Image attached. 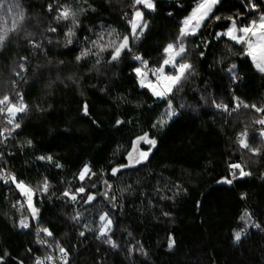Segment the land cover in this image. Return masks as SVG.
I'll return each instance as SVG.
<instances>
[{"label": "trees", "instance_id": "trees-1", "mask_svg": "<svg viewBox=\"0 0 264 264\" xmlns=\"http://www.w3.org/2000/svg\"><path fill=\"white\" fill-rule=\"evenodd\" d=\"M191 2L159 0L155 19L146 16L152 23L150 39L141 45L148 53L146 59L155 63V43L169 40V34L176 28L175 21L186 14L177 5ZM19 3L26 12L25 21L19 31L11 33L0 45V95L24 92L25 102L32 107L17 121L23 130L6 146V153L13 152L14 157L5 158L10 170L20 174L31 187L38 188L45 177L49 180L48 193L40 194V198L39 193L36 196L37 201L42 199V203H37L43 213L39 226L48 227L54 234V239L44 238L65 248L69 264H264V148L261 155L253 156L239 150L235 143L236 132L250 126L249 144L261 146L256 131L259 126L253 123L256 117L248 109L229 114L200 100L206 96L209 101L215 99L231 109L234 94L246 103L264 104V79L249 67L245 58L230 57L225 64L226 68L228 63H237L242 77L236 82L234 92H229L230 82L221 79L220 66L214 65L211 49L207 50V60L197 62L199 52L193 46L211 34L212 28L206 27L188 45L186 59L195 65V73L188 77L178 94L177 109L181 103L186 104L183 115L162 134L158 129L153 132L154 136L159 135V147L143 167L124 172L113 180L108 164L122 162L116 151L118 145L127 146L122 135L134 136L147 130L138 125L149 116L148 108L153 101L142 94L145 90L134 83L127 67L102 62L97 66L99 72L96 68L89 71L95 64L94 57L80 63L74 60L80 44L63 46L66 28L59 34L48 32L49 26L56 27L53 19L56 13L47 11L52 0H19ZM58 3H70L73 10L91 5L96 11H85L78 20L82 26L99 32L101 25L122 31L119 18L125 13L131 15L133 0H58ZM238 4L239 0H223L220 11L235 12ZM6 11L5 6L0 19L10 26L11 18L5 15ZM168 12L174 15L169 18ZM85 34L92 35L77 33L81 40ZM29 41L40 45L43 51L32 47ZM223 45L221 41L216 50L220 51ZM199 48L205 51L202 44ZM20 57H27L26 70L17 76ZM13 81L17 82L15 88ZM85 102L91 110L89 117L78 111ZM37 107L42 111H37ZM117 117L125 121L121 132L102 130L111 128ZM92 120L99 127L92 125ZM26 139L33 141L35 150L25 148L21 152L18 143L23 144ZM48 154L63 167L57 169L54 162L48 165L35 160L36 156ZM85 162L97 173L85 181V186L97 195L91 208L83 203L86 197L74 204L60 196L66 188L74 191L81 186L74 175ZM228 162L241 163L251 175L232 186L216 183L227 175ZM104 180L113 185L111 196L116 197L113 202L118 205L111 210L116 249L104 239L96 238L99 213L110 206L101 196ZM92 184H96L94 189ZM121 188L125 191L121 192ZM173 192L178 195L173 196ZM242 193L246 197L243 201ZM161 195L172 199L161 200ZM13 196V191L0 181V256L7 250L12 257L23 258V264H33L32 257L24 255L25 249L32 248L35 255L41 256L48 251L35 243L36 223H32L31 232L14 227L21 214L27 213L12 207ZM244 209L257 219L263 232L249 228L248 234L234 243L233 230L244 227L237 220ZM78 212L80 219L73 220ZM165 212L169 216H164ZM81 231L85 232L84 237L78 235ZM169 234L174 237L172 248L168 246ZM130 246L134 249L131 254ZM140 247L146 255L135 251ZM9 264L13 261L9 260Z\"/></svg>", "mask_w": 264, "mask_h": 264}, {"label": "snow or ice", "instance_id": "snow-or-ice-1", "mask_svg": "<svg viewBox=\"0 0 264 264\" xmlns=\"http://www.w3.org/2000/svg\"><path fill=\"white\" fill-rule=\"evenodd\" d=\"M222 3L223 0H192L190 4L177 5L186 14L175 21L176 28L174 32L169 34L171 37L169 40L163 43H155V63L151 59L145 58L148 53L141 49V45L150 39L152 23L149 19H146V16L151 15L155 19L159 11V0H133L131 15L129 16L128 13H125L124 16L119 18L122 31H118L111 26L105 29L101 25L99 32H93L87 25L82 26L78 20V16L85 11H96L91 5L87 9L81 7L73 10L70 3L59 4L58 0H52V3L48 4L47 11L56 13L53 17L56 27L49 26L48 32L59 34L61 30L66 28L63 31V46L67 48L69 45L80 44L79 51L74 56V60L77 63L94 57L95 64L91 66L89 71L92 68H96L99 72L97 66L101 65L102 62L107 65L115 64L118 67H127L134 83L140 89L145 90L142 94L153 101L148 108L149 116L142 125H138L139 128L147 130L140 131L139 134L134 136L122 135V139H124L127 146L118 145L116 149L122 162L115 165L112 163L108 164L113 180L118 179L124 172H134L138 167H143L159 147V135L154 136L153 132L158 129L159 133L162 134L183 115V109L186 104L181 103L179 109H177L176 101L185 81L190 75L195 73V65L189 59H186L189 54L188 45L196 37L201 36L206 27L212 28L211 34L193 46L194 51L199 52L197 62L207 60L209 55L207 50L211 49V54L214 56V65L220 66L221 79L230 82L229 92H234L236 82L242 79L240 67L237 63H228L225 68V64L230 57H236L237 55L244 57L249 67L260 74L261 79H264V0H260L259 3L256 0H239V4L235 5L238 10L227 13L220 11ZM5 6L7 9L5 15L11 18V25L7 26L6 21L0 19V45L4 44L11 33L19 31L26 18V12L19 0H0V11H3ZM166 15L171 18L174 13L170 12L166 13ZM68 21L70 23H61ZM78 31L92 33V35L85 34L81 40L77 35ZM92 36L95 38H92ZM221 41H224L223 48L217 51L216 45H219ZM49 43H51V40H49ZM29 44L43 51L40 45L34 44L32 41H29ZM199 44L204 46L205 51L200 50ZM237 47L240 49L238 52L234 51ZM20 61L22 62L18 65L17 76L20 75V72L26 70L27 57H20ZM69 79L72 78L69 77ZM205 83L207 84L208 82L206 81ZM15 87H17V82L13 81V88ZM100 91L103 92L104 89ZM200 100L204 103H210L211 107L229 114L240 109L251 110L256 117L253 123L259 126L256 131L260 137L261 146L252 147L249 144L250 126L240 132H236L235 143L242 152L251 153L253 156L262 154L261 149L264 148V104L258 105L255 102L249 104L234 94L231 96L230 102L233 105L231 109L224 103H217L215 99L209 101L206 96H202ZM160 105H163L162 109H160ZM135 106L139 107V105ZM31 107L25 102L24 92L15 91L12 95L6 92L0 95V122H2V126H0V145L7 146L11 140H14L19 135L23 128L22 124L17 121L21 115L27 114ZM37 111H42V109L37 107ZM78 111L82 112L83 116L89 117L91 110L87 102H85ZM91 124L99 127L96 120H92ZM131 124L132 121L129 120L128 125ZM124 128L125 121L117 117L111 128L102 130L117 133ZM18 146L21 152L25 148L35 150L31 139H26L23 144L18 143ZM14 155L15 153L13 152H0V181L13 191V207L16 211L19 212L24 209L27 213V215L21 214L20 219L14 223V227L28 229L31 232V225L35 222L38 225L35 230L37 236L35 243L42 246L47 244L54 251L58 250V255L46 253L40 256L35 255L32 248H27L24 255L32 257L33 264H57V259H59L61 264H69L68 253L64 247L60 246L58 242L52 245L48 239H40L41 234L46 238L54 239V234L48 227L39 226L43 222V213L37 203H42V199L40 201L36 200L38 193H48L50 189L48 178H43L38 188L31 187L21 178L20 174L8 171L3 166L7 164L5 157L7 156L11 159ZM35 160L45 162L48 165L54 162L57 169L63 167L59 161H54L51 154L36 156ZM226 172L227 175L221 177L216 183L232 186L234 182L243 180L251 175L239 162H228ZM100 174L103 175V171ZM96 175L97 173L92 170L90 163L85 162L78 170V174L74 175V180L79 181L81 186L76 187L74 191L66 188L60 196L66 202L74 204L86 197V199H83V203L91 208L97 199V195L85 186V181L91 180ZM103 184L106 186V190L102 195L110 206L99 213V227L96 238L104 239L106 244L116 249L118 245L112 239L115 219L111 210L117 208L118 205L113 202L116 197L110 196L107 191L113 185L109 184L108 180H104ZM91 187L94 189L96 184H92ZM120 191L123 192L125 189L121 188ZM176 195H178V192H173V196ZM245 198L242 193L240 196L241 201ZM160 199L171 200L172 197L161 195ZM119 207H123V205H119ZM164 216H169V213L165 212ZM80 217L81 214L78 212L72 219L79 220ZM237 220L243 223L244 227L239 230H233L234 243L240 241L249 228L260 229V224L252 220V213L247 209L241 211ZM78 235L84 237L85 232L81 231ZM128 235L131 236L132 233L129 232ZM173 245L174 237L169 234L168 246L172 248ZM133 251V247L130 246L128 248L129 254ZM135 251L146 255L143 247L137 248ZM9 260H12L13 264H23V258L12 257L5 250L3 255L0 256V264H9Z\"/></svg>", "mask_w": 264, "mask_h": 264}, {"label": "built area", "instance_id": "built-area-1", "mask_svg": "<svg viewBox=\"0 0 264 264\" xmlns=\"http://www.w3.org/2000/svg\"><path fill=\"white\" fill-rule=\"evenodd\" d=\"M59 4H60V3H59ZM168 13H169V12H168ZM0 126H2V122H0ZM0 152L6 153V152H7V151H6V146H4V145H0ZM5 159H6V158H5ZM3 166L6 167L8 171H11L10 168H9V166H8V164H5V165H3ZM11 172H12V171H11ZM2 185H3L4 187H6V186L4 185L3 182H2ZM38 197L40 198L41 195L38 194ZM13 203H14V201H13ZM13 203H12V207H13ZM253 221H255L256 223H258V221H257L256 218L253 219ZM33 223H35V222H33ZM250 229H253V228H250ZM35 230H36V228H35ZM35 230H34V232H35ZM260 230L263 232V229H262L261 226H260ZM247 234H248V231H247V233H246L245 235H243V236H246ZM40 239H45L44 236H43V234H41ZM97 240H100V239H97ZM43 247L46 248V250L48 251V253H53V254H57V255H58V251H57V252L52 251V249L49 248L47 245H43ZM40 256H41V255H40ZM57 264H61V262L59 261V259H57Z\"/></svg>", "mask_w": 264, "mask_h": 264}, {"label": "water", "instance_id": "water-1", "mask_svg": "<svg viewBox=\"0 0 264 264\" xmlns=\"http://www.w3.org/2000/svg\"><path fill=\"white\" fill-rule=\"evenodd\" d=\"M109 184H111V183H109ZM112 185V184H111ZM112 189L113 188H110V189H107V191H108V193H109V195L111 196L112 195ZM106 190V186L103 184V186H102V191H101V196L103 197V195H102V193L104 192ZM107 201V200H106Z\"/></svg>", "mask_w": 264, "mask_h": 264}, {"label": "rangeland", "instance_id": "rangeland-1", "mask_svg": "<svg viewBox=\"0 0 264 264\" xmlns=\"http://www.w3.org/2000/svg\"><path fill=\"white\" fill-rule=\"evenodd\" d=\"M254 218H252V220H253Z\"/></svg>", "mask_w": 264, "mask_h": 264}]
</instances>
